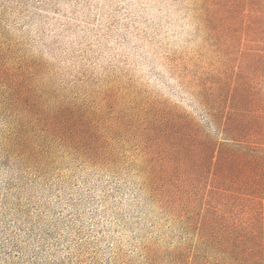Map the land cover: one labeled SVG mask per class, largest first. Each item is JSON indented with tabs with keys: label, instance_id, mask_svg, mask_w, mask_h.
I'll return each instance as SVG.
<instances>
[{
	"label": "rangeland",
	"instance_id": "1",
	"mask_svg": "<svg viewBox=\"0 0 264 264\" xmlns=\"http://www.w3.org/2000/svg\"><path fill=\"white\" fill-rule=\"evenodd\" d=\"M0 264H264V0H0Z\"/></svg>",
	"mask_w": 264,
	"mask_h": 264
}]
</instances>
